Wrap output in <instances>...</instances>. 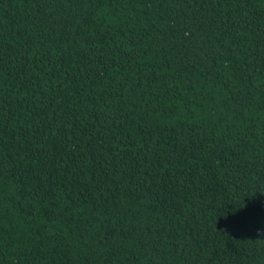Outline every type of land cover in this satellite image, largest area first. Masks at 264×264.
<instances>
[{
	"label": "trees",
	"instance_id": "16d2710c",
	"mask_svg": "<svg viewBox=\"0 0 264 264\" xmlns=\"http://www.w3.org/2000/svg\"><path fill=\"white\" fill-rule=\"evenodd\" d=\"M0 264H264V0H0Z\"/></svg>",
	"mask_w": 264,
	"mask_h": 264
}]
</instances>
